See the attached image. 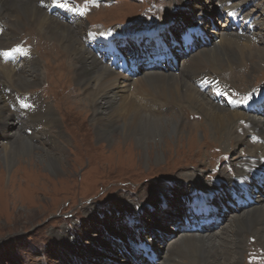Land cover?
<instances>
[{
	"label": "rangeland",
	"instance_id": "374dc122",
	"mask_svg": "<svg viewBox=\"0 0 264 264\" xmlns=\"http://www.w3.org/2000/svg\"><path fill=\"white\" fill-rule=\"evenodd\" d=\"M74 1L81 7L84 4H79L77 0ZM185 1L88 0L87 8L83 9L84 11L79 10L76 5H66L65 7L67 10L76 9L79 11V15L77 13L79 20L75 23L76 29H81L79 31L82 33L91 30L90 32L104 34V30H115L119 37L125 38V34L128 32L127 37L136 38V33L141 32L143 40H148L147 33L150 31H146L149 29L147 27L154 23V28L156 24L163 21L166 11L169 14L173 12L177 18L173 20L175 22L173 31L180 32L186 28L187 22L181 20L180 17H186L191 13L196 17L197 9L189 10V6L184 4ZM190 1L197 5L200 4L195 0ZM261 1L264 4V0ZM209 4L211 13L203 12L204 41L199 36L200 34H197V41H200L198 45H203L205 42L209 44L208 40L211 38L209 39L207 35L211 26L217 25L220 30L233 32L230 25L222 26L225 23L222 21L224 15L222 10L217 7V2L213 0L211 3H205L206 6ZM57 5L59 4L57 3ZM174 5L175 7H173ZM198 6L207 11L205 6ZM257 8L261 12L258 5ZM53 11L58 13L56 10ZM6 12L9 18H12L11 20L17 21L16 14L19 13V10L17 12L15 9H8ZM254 12H256L255 9ZM66 13L72 14L71 12ZM26 14L25 20L31 21L27 23L26 20L19 31L20 44L29 47V50L38 57L37 72L40 76L39 78L32 76V80H29L28 84L34 83L24 90L26 94L34 96L36 100L40 97L52 105L61 121L64 137L60 138L57 135L56 126L49 130L47 127L45 128L47 133L60 140L62 145L57 147L38 137L33 144L26 140L28 143L36 145V149H32V154H34L30 160H27V156L19 154L7 168L0 160V264H133L130 261L127 263L120 261L122 253H129L132 249L141 250L143 254L145 252L147 254L144 257L146 261L161 264L163 258L157 254L158 250H172L173 240L182 234L181 231L189 232V228L182 229L185 222L182 218L189 215L187 214L190 212L188 209L191 206L189 198L193 196L192 189L196 183L209 182L216 185V191L212 195V199L216 200L218 193H228L224 185H220L221 172H230L229 176L231 174L233 176V171H230L231 166L235 164L241 166L236 167V170L246 168L242 166H247V153H242L240 148L232 149L233 151L228 148H233L236 143L232 137L234 134L230 133L240 134L242 127L248 125L244 119H241V121L233 123V126L228 124L229 133L213 131V134L210 130H206L204 124H208V127L210 125L205 115L200 111L187 105L177 108L171 105L165 112L162 111V116L171 117L172 122L174 119L180 127V132L166 137V139L169 138L168 142L164 141L161 150L159 149L160 159H155L156 149L151 145L147 153L136 147L128 149L125 142H120L118 146L116 144L118 137L112 139L109 145H104L101 139L95 137L92 130L93 107L90 100L86 95L84 96L82 91H79L83 89L77 81L79 71H76V66H81L82 61L80 60L79 63L75 53L66 48L64 41L53 38L48 27L37 26L33 13ZM58 16L60 17V20H57L58 23L60 22L59 25L64 26L68 19L62 17L64 19L62 20L60 13ZM18 17L23 19V16ZM0 19V29H3L4 20L7 19ZM148 19L149 21H147ZM207 25L208 28H206ZM251 31L256 32L251 34ZM251 31L248 30L244 35H241L247 39L249 37L251 50H246L247 54L243 55L244 58L240 64L223 66L225 64L219 57L218 62L212 63L214 64L212 67L216 68L217 76L214 75V71L212 74L223 79L220 81L223 88L226 89V94L235 97L233 89H236L239 92L236 97L240 101L248 99L250 95L253 99L264 94V59L258 60L256 53V49L264 51V27L258 25ZM5 37H0V44H4V46L0 45L1 57L6 50V43L9 42ZM18 40V37L15 36L12 39V44H19ZM7 46L9 47L7 50L13 49L12 45ZM135 46L132 49L128 46L120 49L129 50L128 56L132 57L137 55ZM233 46L230 48L236 50L237 47ZM199 47L202 46H196L195 41L188 45L191 52ZM221 47L225 46L218 44V48ZM225 49L228 52L223 53V57L230 59L234 53L227 47ZM251 51L252 54L249 53ZM27 58L28 60L33 59ZM181 59L177 56L174 59L179 68ZM105 60L107 61V59ZM138 64L139 70H148L142 63ZM218 64L219 66H217ZM165 66V69L170 68L167 64ZM112 67L115 68L114 65ZM26 70V74H32L28 68ZM133 71L135 70H130L127 73ZM2 77L7 80L5 75L2 74ZM17 85L20 84L17 83ZM6 88L10 90V94H7L3 89L2 95L5 100L23 97L21 94L13 93L9 87ZM210 89L213 91L212 87L208 88L205 98L214 104L209 95ZM222 98L223 105L226 106L227 100L224 96ZM109 99L115 101L113 98ZM89 106L92 110L89 109ZM37 110L38 107L35 109L32 107L28 114H34ZM261 112H264V106ZM30 122V119L25 121V124H28L25 131L28 130L26 132L29 133L30 129L34 128ZM119 122V120L116 121L117 126L121 127ZM8 132L10 134V130ZM15 133L19 134V130H15ZM257 138H259L258 134ZM9 145L12 147V144ZM2 147L3 144L0 143V150ZM40 148L56 154H59L57 153L59 150H63L60 155L66 157L67 163H64L60 172L52 173L38 161L36 155L42 152ZM186 174H199L200 177L195 179V183H189V180L185 179ZM262 184H264V171ZM222 193L220 196H223ZM222 198L221 209L206 215V218L211 217L212 214L219 217L211 224L205 225L206 228L203 231L212 232L210 234H213V240L216 243V256L221 260L224 259L225 262L228 261V258L236 257L238 264H264V244L259 239V234L264 231L258 229L259 225L253 224L247 225L245 229H240V232L235 230L231 226L232 220L227 222V219L232 217L230 216L232 213H243L240 210L247 206L242 201L236 205L228 195H224ZM207 205L210 207L209 203ZM132 207L138 209L143 224H145L141 234H137L138 229L132 230L128 224L127 214L129 212L127 208L132 209ZM223 212L225 213L223 214ZM158 227L161 233H158V239L153 242L154 232L152 230L154 228L158 231ZM248 229L251 234L247 232ZM201 230L202 226L198 231L202 232ZM219 230L222 232L217 233ZM190 233L196 232L191 231ZM65 236L70 237L73 242L68 244L64 240ZM237 237L241 238L242 245L241 249L239 247L240 251L235 253L232 242ZM101 247H105V249ZM106 248L113 253L108 254ZM182 254H173L167 262L169 264H207L208 257H204L203 254L194 255L193 261H189L185 254L182 257ZM237 254L239 255L237 256ZM132 261L134 260L132 259Z\"/></svg>",
	"mask_w": 264,
	"mask_h": 264
},
{
	"label": "bare ground",
	"instance_id": "6f19581e",
	"mask_svg": "<svg viewBox=\"0 0 264 264\" xmlns=\"http://www.w3.org/2000/svg\"><path fill=\"white\" fill-rule=\"evenodd\" d=\"M57 1L58 0H0V18L7 19L4 20V27L0 31L1 38H4L6 35L8 37H5L6 40L9 41L6 43V50L9 49L7 45H12L18 50L20 48L23 49L19 50L20 56L9 58L5 61L0 54V143L3 144V147L0 150V160L4 167H9L19 154L27 156V160H30L34 154H32V149H36V145L32 144L38 137L46 140L48 143H52L54 146L59 147L58 145H62V142L48 134V131H46L45 128L48 127L49 130L56 126L57 130L55 131L57 135L60 136V138L64 137L61 121L57 113L53 110L52 105L46 103L40 97L36 100L34 96L26 94L24 90V88L34 83L28 84V81L32 80V76L34 78H39L40 76L37 72V68L39 67V64L37 63L38 57L31 50L23 47L20 44L19 38V31L23 27V24L26 20L27 23L31 21L28 19L25 20V16H27L26 13H33V17H36L34 20L37 26L45 25L48 27L50 35L57 40L64 41L67 46L66 48L71 49L75 53L76 57L79 59V63L80 60L82 61L81 66H76V71H79L77 81L78 84L81 85V89H83L79 91H82L84 96L86 95L90 100V104L93 107V116L91 115L92 130L95 137L103 141L102 144L109 145L112 139L118 137L116 142L118 146L120 142H125L128 149L136 147L140 149V151H146V153L151 145L156 149L155 159H160L161 154L159 149L161 150V145L164 141L168 142L167 139L169 138L166 139V137H169V135H175L180 130V127L174 119L172 122L171 117L162 116V111L165 112L168 106L171 105L176 108L187 105L200 111L205 115L210 125L208 127V124H204L206 130H210L211 132L229 133L228 124H232L233 126V123L235 124L236 122L241 121V119H244L248 126L242 127V132L240 134L230 133L234 134L231 136L234 137L236 143L233 148L229 147L228 149L232 150L240 148L242 153L246 152L247 166H242L246 168H239L236 170V167L241 166L235 164L231 166L234 175L232 176L231 174L229 176L230 172H228L229 174L221 172L222 176L219 180L220 185H224L229 194H223L220 192L217 194V199L213 200L212 195L215 193L217 186H214L209 182L196 183L195 187L192 189L193 196L189 198V202L204 206L209 202L212 203L211 206L213 207H216L220 203V206H222V197L224 195L231 197V192H234L236 199L244 202L247 207L240 210L243 212H240L241 214L232 213L230 215L232 216L231 218L228 217V215L227 222L232 220L231 226H233L235 230H238V232H240V229H245L249 224L259 225L258 229L264 231V184H262V173L264 171V112L259 111L264 106V99L262 104L256 108L242 109L236 106V104L233 106L232 104L236 97L226 94V89L223 88L224 86L220 81L223 79H221V77H216V68L212 67L214 66L212 63L218 62V57L221 59L222 63L225 64L223 66L234 63L240 64L244 58L243 55L246 53V50H251L249 37L247 39L241 35H244L248 30L251 31L255 29L258 25H263L264 27V4L262 1L234 0V2L229 5L228 0H215L217 4L220 5V10L224 9L226 12L232 13L230 19L239 18L242 25L246 26V28L243 27L240 29L233 27V32L229 33L220 30L217 25L211 26L207 35L209 39L211 38L208 40L209 44H206L205 42V44L201 45L202 47H199V49H196L194 52H191L189 48L188 51L183 50L180 53L173 49L171 51L172 54L175 57L177 56V58H182L179 60L180 68L179 65L177 66L174 63L176 67L174 70L170 68L164 69L162 68L164 64L162 61L164 60H158L154 62L152 68L148 70H139V68L133 69V66L137 65V61H135L133 65L128 64L124 71H121L119 67L113 68L110 66L109 61L104 59L103 53H99V50L97 51V49L93 50L88 43V40L100 41L105 39H119L121 38L119 37V34L115 30L109 32L107 37H104V34L99 32H90L91 30L82 33L79 31L81 29H76L75 21H77L78 18H75L74 22L66 20L64 26L59 25L60 22L58 23L57 21L60 20L58 13H55L53 10H48V3L53 2L57 4ZM195 2H199L200 4L198 5L205 6L207 11H204L205 9L203 10V8H200L190 0H186L184 4L189 6V10L193 11V9H197L195 12L197 16L194 17L191 13L186 17H178L187 23H197L201 26L203 25L202 23L204 20L203 12L208 14V11L210 12L211 8L210 4L209 6H206L205 3H211L213 0H195ZM28 4H30L31 7L28 6ZM257 5L260 7L261 12H259ZM82 8H87V2L82 5ZM8 9H15L17 12L19 10V13L16 14L17 21H13L11 20L12 18H9L6 12ZM254 9L257 13L254 12ZM67 11L72 14H74V11L76 14L78 13L76 9H68ZM18 16H23V19H20ZM194 18H196V20H194ZM176 19L177 18L173 15V12L172 14H169L166 11L163 15V21L156 24L153 30L147 33V38L152 39L153 41H160L165 37L170 39H172V37L175 38V35L179 34L178 32L173 31L175 29V27H173V23H175L173 20ZM225 25L226 23L222 26ZM203 27L205 28V26ZM206 28H208V25ZM255 32L251 31V34H254ZM126 35H129L128 32L125 34V40L127 39ZM142 35L141 32H137L136 39L138 40ZM234 35L241 37L237 38ZM15 36L18 37L19 44H12V39ZM218 44H223V46L231 50L234 55L230 59H225L226 57H223V53L226 54L228 51L225 47L218 48ZM0 45L4 46V44ZM231 46L237 47V49L234 50L230 48ZM180 47L183 48V46ZM249 53L252 54V51ZM256 53L258 60L264 59L263 50L260 51L256 49ZM27 57L33 59L28 60ZM166 59H168L167 62H170L171 60L168 55ZM160 62H162V64ZM217 66H219V64ZM26 68L32 73L31 75L26 74ZM137 69L138 71H136ZM128 70L135 71L127 73ZM219 70L220 69L218 68V71ZM212 71L215 72L214 75L216 76L212 74ZM2 74L7 77V80L2 77ZM202 79L212 83L210 87L213 88V95L218 94L221 96L220 102L213 100L214 104L218 106L212 104L205 98L208 89L203 91L196 84ZM17 83L20 85H17ZM6 87L12 89L13 93L21 94L23 97H13L5 100L2 95L3 89L7 94H10V90ZM223 96L227 100L226 106L223 105ZM109 98H113L115 101H111ZM228 100H230L229 104ZM32 107L33 109L38 107V110L34 114H28V111ZM89 109L92 110L90 106ZM29 119L32 122H30V125L34 127H32L33 129H30V133L26 132L28 130L25 131L26 125H28L25 124V121L27 122ZM117 120L120 121L119 123L121 124V127L117 126ZM9 130L10 134L8 132ZM15 130H19V134L15 133ZM34 134H37L38 136H35ZM257 134L259 138L262 139L261 143L255 141ZM26 140H28V142L30 141L32 144L28 143ZM9 144H12V147H10ZM40 149H42V152L36 155L38 161L43 164L48 171L52 173L60 172L64 163H67L66 157L60 155L63 150H59L57 152L59 154H56L47 151L44 148ZM254 172H259V179L252 178L250 181L249 178L253 177L251 174ZM199 177V174H186L185 179L187 178L189 183H195V179ZM254 186H256V190L253 189ZM241 191L248 192L249 199L252 201L242 199V196H240ZM221 193L223 196H220ZM127 210L129 212V214H127L128 224H130L132 230L134 228L138 229L137 234H141V231L145 228L141 214L137 211L138 209H135V207H132V209L127 208ZM224 213L225 212H223V214ZM201 216L203 215L201 214ZM184 219L188 222L187 228L195 227L194 225H189V223L191 224L190 221L192 219H196L194 213H190V215L185 216ZM223 227L224 225L222 226V229ZM205 228V226L202 227V232H199L198 230L193 231L196 233H190V230L189 232L181 231L182 234L173 240L174 247L172 250H158L157 254H160L163 258L161 264H169L167 261L173 256V254L181 255V253L185 254L186 257L188 256L189 261L194 260L192 258L194 255L203 254L204 257H208L207 264H238V258L236 257L234 259L227 257L228 261L225 262L223 258V260H221L220 257L219 259L218 256H216V243L213 240L214 236L213 234H210L212 232H203ZM157 230L158 231L154 228L152 230V232H154L153 242L158 239V233H161L159 227ZM220 231L221 230L217 233ZM247 232L249 233V229ZM117 236H119V234H117ZM65 237L64 240L67 241L68 244L69 242H73L70 237ZM259 239L261 240V243L264 244V232L259 234ZM61 240L64 241L63 239ZM232 243L235 253L239 252L241 249L240 246L242 245L241 238L237 237ZM101 248L105 249V247ZM128 249L129 248L127 247V250ZM106 252H108V254L113 253L111 250L108 251L107 248ZM183 254L182 257H184ZM238 255L239 254H237V256ZM131 256L133 257L131 258ZM144 257L145 255H143V251L132 249L129 253H122L120 261H123L124 263L130 261L133 264L150 263L149 261H146ZM132 259L134 261H132Z\"/></svg>",
	"mask_w": 264,
	"mask_h": 264
},
{
	"label": "snow or ice",
	"instance_id": "6c2138e0",
	"mask_svg": "<svg viewBox=\"0 0 264 264\" xmlns=\"http://www.w3.org/2000/svg\"><path fill=\"white\" fill-rule=\"evenodd\" d=\"M234 2V0H228V3H229V5H231V3H233ZM58 6H60V5H58ZM219 4H217V7L219 8ZM173 7H175V5L173 6ZM225 15H228V16H230L231 17V15H232V13H225ZM187 35L190 37L191 36V33H187ZM251 95L249 96V98H248V100H251ZM247 102V101H246Z\"/></svg>",
	"mask_w": 264,
	"mask_h": 264
},
{
	"label": "water",
	"instance_id": "95a60500",
	"mask_svg": "<svg viewBox=\"0 0 264 264\" xmlns=\"http://www.w3.org/2000/svg\"><path fill=\"white\" fill-rule=\"evenodd\" d=\"M150 205H153L152 203H149Z\"/></svg>",
	"mask_w": 264,
	"mask_h": 264
}]
</instances>
